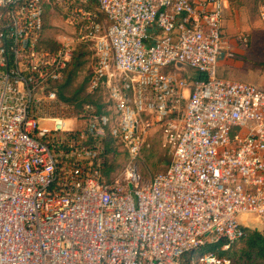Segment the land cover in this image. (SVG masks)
Instances as JSON below:
<instances>
[{
	"label": "built area",
	"instance_id": "2783aa9c",
	"mask_svg": "<svg viewBox=\"0 0 264 264\" xmlns=\"http://www.w3.org/2000/svg\"><path fill=\"white\" fill-rule=\"evenodd\" d=\"M230 0H0V264H177L264 224V89L218 77ZM94 46L91 100L61 95L73 41H42L46 7ZM259 18L264 22V1ZM238 40L248 45L249 36ZM221 55V56H220ZM181 63L189 77L167 67ZM161 127L173 159L137 162ZM127 151L106 178L105 139ZM201 263L230 264L213 251Z\"/></svg>",
	"mask_w": 264,
	"mask_h": 264
},
{
	"label": "rangeland",
	"instance_id": "374dc122",
	"mask_svg": "<svg viewBox=\"0 0 264 264\" xmlns=\"http://www.w3.org/2000/svg\"><path fill=\"white\" fill-rule=\"evenodd\" d=\"M264 0H232L230 8L226 11L222 17V30L232 43L233 53L232 57L228 58L227 47L221 51L223 57L228 58L227 63L222 65L219 57L218 63V77L225 79H237L249 83H254L259 86L260 89H264V22L259 18V5ZM88 5L93 11L97 13V21L104 27L106 24V18L99 11L95 5V0H88ZM45 19V17H44ZM46 28L43 32L44 40L55 42L56 44H63L66 41H73V48L76 46L78 52H85L84 64L78 70L76 78L72 84L64 90L66 96H72L75 90L82 87L80 92V98L88 97L90 100L97 98V96H104L101 93L90 96L86 93V86L84 87V80L88 77L93 70L96 63V52L94 46L88 42L79 41L77 38V24L61 9L55 8L49 9L46 15ZM240 33L247 34L249 36L248 45H244L238 40ZM72 66L70 67V70ZM166 72L178 71L181 75L186 74L192 77L186 70L181 68L176 70L173 67H167ZM195 75V71L191 70ZM122 144H116L115 153L106 156L108 162H112L114 168L106 171V160L104 166V175L106 178H112L124 169L127 161V151ZM105 158V159H106ZM173 159L172 149L166 140L164 131L161 127H155L151 130L147 146L143 150L137 162L140 168V172L144 180H148L152 175L158 171H163L166 165H169ZM111 160V161H110ZM111 165V164H110ZM241 222L248 227H253L262 230L264 224L255 215L248 217H241ZM201 252L198 250L194 255L192 261L199 260L198 256ZM199 257V258H198ZM183 259H180L177 264H183ZM230 264H234L230 261ZM238 264V263H236Z\"/></svg>",
	"mask_w": 264,
	"mask_h": 264
},
{
	"label": "trees",
	"instance_id": "16d2710c",
	"mask_svg": "<svg viewBox=\"0 0 264 264\" xmlns=\"http://www.w3.org/2000/svg\"><path fill=\"white\" fill-rule=\"evenodd\" d=\"M49 9L50 7L47 6L46 11H45L43 32L47 26L46 15ZM102 15L105 18V15L103 13ZM42 41L44 42L45 46L51 49H58L61 46L60 44H56L55 42L44 40L43 33H42ZM84 56H85V52L83 51L78 52L76 50V46H74L72 62L70 63L69 67L66 70L64 82L61 84L60 95L65 100L75 104L76 106L79 105L81 102L90 100L87 96L80 98V92L83 90V88L80 87L76 89L75 93L72 96H66L64 94V90L67 87H69L74 81V79L76 78L75 76L78 70L84 64ZM71 66H72V69L70 70ZM88 79H89V75L84 80V84H85L84 87L87 85ZM105 147H106V156L108 157L110 156V154L115 153L114 148H116V143H114V141L108 137L105 139ZM112 164L113 163L112 162L109 163L108 159L106 158V166H107L106 171L107 172H109L110 169H112V167L114 168ZM167 166L168 165H166V167ZM224 243H225L224 240L221 239L217 243L209 244V245H206L200 248H196L192 251H188L187 253L183 254L180 259H183L184 261L183 264H205V263L199 262V260L192 261L194 255L196 254V251L198 250L199 252H201L198 256L208 251H213L219 258H227L230 261H233L234 264L236 263L238 264H264V228L260 230L257 228L245 226V235L241 239L232 243L230 247L227 249L222 248V245Z\"/></svg>",
	"mask_w": 264,
	"mask_h": 264
},
{
	"label": "crops",
	"instance_id": "0c3cea01",
	"mask_svg": "<svg viewBox=\"0 0 264 264\" xmlns=\"http://www.w3.org/2000/svg\"><path fill=\"white\" fill-rule=\"evenodd\" d=\"M231 1H232V0H230L229 2H227V3L225 4L224 15H225L226 11L230 8ZM224 34H225V33H224ZM240 34H241V33H240ZM240 34H239V35H240ZM239 35H238V36H239ZM225 36H226V34H225ZM226 39L228 40V44H229L231 50H233V47H232L233 45H232L231 41H229V39H228L227 36H226ZM228 58H229V56H228ZM228 58L221 57V59H220L221 64H222V65H225V64L227 63V59H228ZM233 80H237V79H233ZM253 84H254V83H253Z\"/></svg>",
	"mask_w": 264,
	"mask_h": 264
},
{
	"label": "water",
	"instance_id": "95a60500",
	"mask_svg": "<svg viewBox=\"0 0 264 264\" xmlns=\"http://www.w3.org/2000/svg\"><path fill=\"white\" fill-rule=\"evenodd\" d=\"M177 66H178V67L186 68V70L188 71V73H189L190 75L194 76V74L191 72V69H190L188 66L183 65V64H181V63H178Z\"/></svg>",
	"mask_w": 264,
	"mask_h": 264
}]
</instances>
